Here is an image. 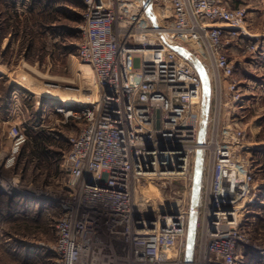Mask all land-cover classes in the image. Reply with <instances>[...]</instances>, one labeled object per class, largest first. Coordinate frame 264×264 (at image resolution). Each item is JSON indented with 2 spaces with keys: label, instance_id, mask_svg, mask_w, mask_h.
<instances>
[{
  "label": "built area",
  "instance_id": "2783aa9c",
  "mask_svg": "<svg viewBox=\"0 0 264 264\" xmlns=\"http://www.w3.org/2000/svg\"><path fill=\"white\" fill-rule=\"evenodd\" d=\"M229 1L79 0L77 57L92 67L95 93L53 109L77 131L66 137L67 197L55 201V242L32 251L50 252L55 264H243L249 247L264 264V247H254L244 224L248 209L263 201L235 118L245 100L229 58L246 38L247 9ZM245 52L257 56L256 43ZM193 59L213 98L202 141L203 82ZM11 135L1 169L13 166L25 142L15 128ZM198 155L189 260L188 183ZM15 178H0V196L14 195ZM176 181L181 187L167 189ZM140 185L147 188L138 192Z\"/></svg>",
  "mask_w": 264,
  "mask_h": 264
},
{
  "label": "rangeland",
  "instance_id": "374dc122",
  "mask_svg": "<svg viewBox=\"0 0 264 264\" xmlns=\"http://www.w3.org/2000/svg\"><path fill=\"white\" fill-rule=\"evenodd\" d=\"M82 12L79 0H0V59L8 64L10 78L16 82L15 106L24 119L22 123L16 122L14 128L25 139L13 166L1 169L3 164H0L2 180L17 177L14 195L11 198L0 196V264H55L50 252L32 251L31 248L40 242L53 245L55 220L60 213L55 201H64L67 197L62 164L68 151L66 137L77 129L74 123H64L62 117L53 115V109L64 98L83 101L95 93L90 86L91 78L85 76L91 67L77 57ZM243 31L242 34L248 36L246 23ZM259 39H264V35L254 37L253 43L257 45ZM247 44L245 41L240 44L245 56L251 54L245 52ZM192 62L197 63L194 59ZM257 96L258 99L245 102L244 109L235 118L250 147L255 185L259 188V201H263L248 209L245 229L254 247L263 248L264 95L257 93ZM211 97L210 89V115L213 112ZM228 114L224 115L225 119ZM38 132L50 138L51 160L47 166L30 154L34 148L33 136ZM181 185L176 181L167 189H177ZM192 185L189 181L191 193ZM146 186H138V192ZM245 252L244 264H261L256 250L248 247Z\"/></svg>",
  "mask_w": 264,
  "mask_h": 264
},
{
  "label": "crops",
  "instance_id": "0c3cea01",
  "mask_svg": "<svg viewBox=\"0 0 264 264\" xmlns=\"http://www.w3.org/2000/svg\"><path fill=\"white\" fill-rule=\"evenodd\" d=\"M228 4L231 8L245 7L247 9V31L245 32L248 36L244 38L245 42H253L254 37L264 35V0H230ZM257 47L259 53L263 54L264 60V39H259ZM3 48L4 44L1 46V49ZM241 50L238 43L229 50V58L234 67V75L243 91L244 100L249 103L255 98L258 99L257 93L264 95V61L254 54L247 57L241 53ZM10 76L8 64L2 63L0 59V161L11 152L13 137L10 131L16 122L22 123L24 119L20 117L21 110L16 109L15 106L16 82L11 80Z\"/></svg>",
  "mask_w": 264,
  "mask_h": 264
},
{
  "label": "water",
  "instance_id": "95a60500",
  "mask_svg": "<svg viewBox=\"0 0 264 264\" xmlns=\"http://www.w3.org/2000/svg\"><path fill=\"white\" fill-rule=\"evenodd\" d=\"M193 65L195 66V68L198 70L200 77H202V81H203V96H204V105H203V109H202V119H203V133L201 135L200 132V140L202 141L205 137V133H206V121L208 118V114H209V109H210V84L208 82V80L204 79V77L202 76L201 70H200V66L199 64L192 62ZM199 166H201V156L198 155L197 159H196V163H195V167H194V177H197V170L199 168ZM200 175H201V168H200ZM192 208L196 207L197 208V203H195L194 201V189L192 191ZM196 227H197V213H196V223H195V227L194 230L191 228V222H190V217H189V222H188V228H189V238H188V259L190 260L192 258V254H193V246H194V241H195V236H196Z\"/></svg>",
  "mask_w": 264,
  "mask_h": 264
},
{
  "label": "bare ground",
  "instance_id": "6f19581e",
  "mask_svg": "<svg viewBox=\"0 0 264 264\" xmlns=\"http://www.w3.org/2000/svg\"><path fill=\"white\" fill-rule=\"evenodd\" d=\"M87 67H89L88 65H85ZM91 67V66H90ZM89 67V68H90ZM88 68V69H89ZM91 69V70H90ZM88 71V73H86V77H90L91 78V82H90V86L94 89V86L96 84V78H95V74H94V71L92 69V67L90 68ZM201 70V73H202V76L204 77V79L206 80L207 77L206 75L204 74L203 70L200 68ZM92 71V72H91ZM202 79V77H201ZM208 80V79H207ZM203 82V81H202ZM94 98V94L91 98H87L86 100H83L84 102H87L89 100H92ZM78 100L76 99H69V98H64L62 99L60 102H64V103H76ZM200 132H201V135L203 133V130L202 128L200 129ZM200 168L201 166H199L198 170H197V177L195 178L194 177V180H193V189H194V201L195 203H197L198 201V198H199V189H200V181H201V175H200ZM193 194V193H192ZM196 207H193L191 208V211H190V214H189V217H190V222H191V228L194 230V227H195V223H196Z\"/></svg>",
  "mask_w": 264,
  "mask_h": 264
},
{
  "label": "trees",
  "instance_id": "16d2710c",
  "mask_svg": "<svg viewBox=\"0 0 264 264\" xmlns=\"http://www.w3.org/2000/svg\"><path fill=\"white\" fill-rule=\"evenodd\" d=\"M49 139V137L43 136L41 132L36 133L33 136L34 148L30 152V154L37 158L38 162H40L44 166H47L49 164V160H51L50 151L48 150ZM246 256L247 255L244 250V260Z\"/></svg>",
  "mask_w": 264,
  "mask_h": 264
}]
</instances>
